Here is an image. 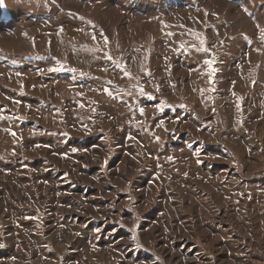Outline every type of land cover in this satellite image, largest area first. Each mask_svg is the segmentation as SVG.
Masks as SVG:
<instances>
[{
	"label": "rangeland",
	"instance_id": "374dc122",
	"mask_svg": "<svg viewBox=\"0 0 264 264\" xmlns=\"http://www.w3.org/2000/svg\"><path fill=\"white\" fill-rule=\"evenodd\" d=\"M0 110V264H264V0H0Z\"/></svg>",
	"mask_w": 264,
	"mask_h": 264
},
{
	"label": "snow or ice",
	"instance_id": "6c2138e0",
	"mask_svg": "<svg viewBox=\"0 0 264 264\" xmlns=\"http://www.w3.org/2000/svg\"><path fill=\"white\" fill-rule=\"evenodd\" d=\"M105 42H107V41L105 40ZM199 44L201 45V47H200L199 49H197L198 51H203V52H207V51H208V49H207L206 47H204V45H205V40H204V39H200V40H199ZM108 59L111 60V57L109 56ZM204 64L207 65V67H208L209 83L212 84V83H214V77H215V72H216V68H215V66H214V65H215V61H214V59H206V60L204 61ZM118 67H120V66L118 65ZM62 70H63L62 67H53V68H49V69H48V71H50V72H59V71H62ZM69 71H75V70H74V69H69ZM17 75H19V73H17ZM124 75H125V76H129L130 74H129L127 71H124ZM104 91H105L107 94L111 95V93L108 91L107 88H105ZM129 94H130V93H129ZM139 95H140L141 97L147 96V94L144 92V90H143L142 87L139 89ZM148 98H149V99H154L153 97H150V96H149ZM17 103H19V101H17ZM81 106L83 107V105H81ZM2 111H3V110H0V119H5L4 115L2 114ZM139 111H140L141 114H143V112H144L143 107L139 108ZM11 134H12L13 136L15 135L14 132L11 133ZM129 138H131V137H129ZM156 139L158 140L159 137H157ZM76 151H77L76 148H72V152H73V153H75ZM196 154L199 155V152H197ZM64 155H67V154H64ZM169 159L171 160L172 158L169 157ZM199 162H200V161L197 160V163H199ZM26 218H27V217H26ZM0 247H2V245H0Z\"/></svg>",
	"mask_w": 264,
	"mask_h": 264
}]
</instances>
